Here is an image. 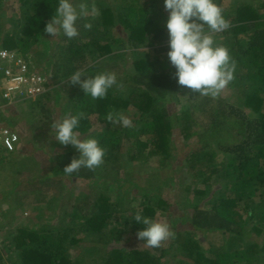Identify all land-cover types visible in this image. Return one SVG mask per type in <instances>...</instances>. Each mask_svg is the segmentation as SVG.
Wrapping results in <instances>:
<instances>
[{"label":"trees","instance_id":"16d2710c","mask_svg":"<svg viewBox=\"0 0 264 264\" xmlns=\"http://www.w3.org/2000/svg\"><path fill=\"white\" fill-rule=\"evenodd\" d=\"M2 1L0 12L12 8L7 3L8 9L4 7ZM16 1L20 3L17 11L20 16L12 19V29L5 30L0 13V49L17 51L41 68L53 86L44 98L58 93L62 82L73 86L67 92L64 116L82 113L83 119L76 131L82 138L98 139L105 149V157L95 169L82 168L68 175L63 168L79 153L71 145L63 146L53 157L46 154L51 166L50 174L44 179L18 182L17 176L26 172L31 175L42 160L35 155L42 148L30 137L40 130L30 124V140L18 131L21 143H30L33 147L27 155L21 149L17 152L0 148V171H10L15 177L10 194L16 191L18 195L25 187L34 197L43 195L46 201L42 203L43 209L50 201H55L54 205L60 208L71 204L70 212L66 210L63 218L64 222L67 217L68 220L62 226L48 228L34 224L36 215L32 213L23 216L14 231L9 225L13 218L9 213L14 211L12 199L4 196L2 201L7 204L0 210L3 235L0 264H264V4L259 8L248 3L223 8L222 2L216 0L231 27L214 33L213 38L218 45L228 48L235 70L234 78L213 98L178 84L175 69L167 59L168 34L164 22L168 14L156 0L147 5L141 0H117V9L101 6L100 16L91 21L90 29L84 27L89 21L82 19L78 22L77 37L57 35L60 38L53 44L52 62L37 53L36 45L42 41L48 44L57 37L51 38L44 27L59 0ZM150 46H157L154 60L136 56L137 50ZM116 49H124L117 55L123 60L120 69L124 73L117 75V78L122 76L106 97L92 99L78 84L68 82L77 70L88 75L115 73L114 66L103 65L100 60L115 57ZM128 67L133 71H127ZM43 99L27 100L32 102L30 108L40 122L56 110L47 108L48 103L43 104ZM183 100L187 103L185 110L177 113L169 107ZM14 107H6L5 112L0 110L2 120L11 126H14L11 118L3 113ZM118 113L130 117L133 126L123 127L115 119L107 120L109 114ZM42 134L44 138L47 136ZM182 151L181 158L186 162L191 181L183 180L180 185L193 190V208L186 216L167 214V209L173 206L169 199L146 191L137 180L131 182L132 174L124 169L130 163L139 165L157 158L160 166L153 178L164 182L160 170L167 169ZM15 152L23 156L15 157ZM177 163L176 159L174 164ZM121 173L129 176L130 184L118 182ZM56 176L63 179L56 180ZM66 178L84 182L79 187L86 193L65 199L62 191ZM217 183L219 186L215 188ZM114 187L117 193L130 190L132 200L136 201L129 208L131 214L125 218L121 203L111 197ZM57 194L64 196L61 205ZM25 199L21 194L14 198L15 210L24 206ZM158 211L161 216H167L166 223L173 233L168 248H151L139 242L131 247L113 246V224L119 228L133 226L138 232L142 226L133 221L136 213L160 220ZM4 220L8 223H3ZM77 222L82 223L80 231L84 236L94 235L92 242H83V236H75ZM107 228L110 232H106ZM212 241L219 245L215 247ZM102 243L110 248L100 260L96 257L86 260L88 253L84 250L77 257L69 250L70 246L85 244L97 250Z\"/></svg>","mask_w":264,"mask_h":264},{"label":"clouds","instance_id":"9594fccd","mask_svg":"<svg viewBox=\"0 0 264 264\" xmlns=\"http://www.w3.org/2000/svg\"><path fill=\"white\" fill-rule=\"evenodd\" d=\"M168 16L164 26L168 34L167 59L175 69V77L180 86L204 96L215 98L234 78L235 62L227 47L218 45L214 33L224 32L231 27L224 9L216 0H163ZM100 15V9L87 0H59L44 32L52 37L63 34L69 39L79 35L78 22H89L84 27L91 28L92 20ZM72 85H79L84 94L92 99L106 97L108 91L117 84L114 72H99L88 75L75 71L68 79ZM83 114L66 115L54 120L51 134L63 146L71 145L79 153L64 166L63 171L72 175L82 168L95 169L105 157V149L95 137L82 138L76 131ZM116 120L123 127H132L130 117L122 113L109 114L108 121ZM142 227L137 237L148 247L158 248L173 233L166 222L155 220L137 212L134 220Z\"/></svg>","mask_w":264,"mask_h":264},{"label":"rangeland","instance_id":"374dc122","mask_svg":"<svg viewBox=\"0 0 264 264\" xmlns=\"http://www.w3.org/2000/svg\"><path fill=\"white\" fill-rule=\"evenodd\" d=\"M142 2H144V4H149L151 2V0H141ZM222 2V6L223 8H228L231 7L232 5H237V4H241V3H248V4H252L255 7L259 8L262 4H264V0H218ZM80 0H77V3H79ZM87 2L91 5L92 3H95V5L100 9V13H101V6L105 5V6H111L113 9H117V7L119 6V2L117 0H87ZM156 2L158 3L159 6H161L164 11L168 14V11L165 9L164 7V2L163 0H156ZM4 7L8 6L7 4H11L12 8L7 10L5 12H0L1 13V18H2V24L5 27V30H9L13 28V23H12V19H18L20 14L17 13L19 7H20V3L16 0H3L2 1ZM7 3V4H6ZM10 6V5H9ZM1 9V8H0ZM19 12V11H18ZM100 16V15H99ZM113 29V28H112ZM113 31V30H112ZM3 32V31H2ZM4 33L1 34V36ZM59 36H57L55 39H50V42L48 44L44 43V41H42V43H39L38 45H36V49H37V53L38 54H42L41 57L45 58L47 62L51 61L52 58V48H53V44L59 42ZM156 47L157 46H150V47H146V48H142L140 50V52L136 51V56L137 57H141V56H145V58H150L151 60L155 59L156 56ZM124 49H120V50H115L113 54H115L116 56L113 58H107V59H103L100 60V63H102L103 65H106L108 67L110 66H114V71L116 75L122 74L124 73L122 69H120L123 60L119 57H117V55L119 54V52H123ZM47 56V57H46ZM134 57V54H132V56L129 58V61L131 62L132 59ZM50 60V61H49ZM52 62V61H51ZM51 65V63H50ZM116 65V67H115ZM117 68V69H116ZM49 69V68H48ZM127 71H133L132 68L128 67ZM122 76V75H121ZM120 76V77H121ZM117 78V80L120 79ZM60 85L62 86V88L58 89V93L52 94L51 97H47L44 98L42 100V103L46 104V103H50V106L46 107L49 109H52L54 111L53 114H51L49 116V118H46L44 120H42L41 122L39 120L36 119V117H34L35 112H32V109L30 108L32 102L30 101H25V102H21L15 105L14 108H12L11 110H6V114H8V117L11 118V122L13 123L14 127L17 128V130L24 135V137H26V140L29 139V133L31 132L30 130V124H33L34 126H36L38 130H40V132L37 134L34 132V134L32 136H30L32 138L33 141H35L36 146H39L42 148V150L37 151L36 152V156L40 157L42 160L38 163V165L33 169L32 174L30 175V173L26 172L23 173L21 176H17L18 178V182L21 181H29L32 182L33 180L36 179H41V178H45V175L50 174V169L49 167L51 166V161L48 158V156H46L47 153H49V155L51 157H53L57 151L62 150L63 145H60L56 140L55 137L51 134V124L54 120H59L62 119L64 117V110H65V105L68 102V96H67V92L68 90H70L71 87L73 86H69V84L67 82H62L60 83ZM59 94V100L57 98V95ZM229 91L225 92V95H228ZM229 101H230V97H229ZM231 102V101H230ZM51 107V108H50ZM170 108H172L173 110H175L177 113L181 112L182 110H185L187 107V103L185 102V100H183L182 102H176L173 104H170L169 106ZM11 108V107H10ZM38 112V109H36ZM18 114L17 116H15V114ZM202 119V116H201ZM32 126V125H31ZM197 129L201 130L203 129L202 127L200 128L199 126L196 127ZM46 133L47 136L44 138L42 133ZM193 139V138H192ZM30 140V139H29ZM196 140V139H194ZM22 150L23 154L27 155V153L32 152L33 151V147H31L30 143H21V147L16 150L17 152L19 150ZM15 152L14 156L15 157H22L23 154H19ZM20 152V151H19ZM182 152H180V154H177V160L178 163L175 165L174 162L176 159H172L170 162V166L168 165L167 169L163 170L161 169V173H162V179H164V182H168L165 183L164 182H158L153 178L154 175V171L160 166L159 161L157 160V158H152L148 163H144V164H139V165H134L132 163H130L129 165H125L126 167L124 169L129 170L131 175V182H133V179L136 181H139V184H141L142 186H144L143 188L146 189V191H150L151 193L156 192L161 194L162 196H165L169 199V201L172 203L173 206L169 207L167 209V214H173L175 213L176 215H183L186 216V214L188 212H190V210H192L193 205V199H192V195H193V190L189 191L186 187H182L180 185L181 181H185V183H189L190 180V174L189 171L187 169L186 166V162H184V160L181 158ZM175 155V154H174ZM50 162V163H48ZM50 165V166H49ZM132 172V173H131ZM14 175L11 174V172H4V171H0V210L4 209L6 207L5 204H7V202L2 201L3 197L6 196L8 197V199H12V204H13V209L14 211L10 212L9 215L12 216L13 218L11 220V222H9V225L11 226L12 230H16V228L21 224V221L23 219V216H30L32 213L33 215H36V217L34 216L33 221L34 224H42L43 226H46L48 228H54V227H59L62 226L63 223H65L68 220L64 222L63 218L64 215H66V210H68V212H70L69 210L71 209V204L65 205L64 207L60 208L59 205H54L56 202L55 201H50L48 204V207H46L45 209H43L42 203L45 202V198L43 195H38L37 197H34L32 193H30L29 190H27V188H22L20 189V191L18 192V195H24V197H26L25 199V204L22 208H19L17 210H15V205L14 203H16V201L14 202V198L16 196H18L16 194V191H14L12 194H10V190L14 189V187H12L13 185V178ZM126 173H121V176L118 180V182L120 184L123 185H127L130 184L128 180H130V178ZM56 180H60L63 179V177L61 176H56L55 177ZM128 179V180H127ZM64 190L62 191L63 194L65 196V199L67 198L68 200H71L72 198L78 197V196H83L86 192L85 190L81 189L79 186L84 185V182H75L74 180L71 179H64ZM110 182V181H108ZM169 184H172V186L170 187ZM162 185H165V187H160ZM219 184L217 183L215 186V188H217ZM130 186V185H129ZM128 186V189L130 188ZM214 188V190H216ZM113 193L111 194L112 199L117 202L121 203V209L124 213V218L126 216H129L131 214V211H129V208L133 205L136 204V201L132 200V194L129 191H125V190H121V192L117 193V188L114 187L113 188ZM131 189V188H130ZM179 189H182L183 191H179ZM185 190V191H184ZM179 191V192H178ZM123 195V198H122ZM52 197L54 196L53 194L51 195ZM62 196V197H64ZM61 196H59L57 194V198H58V202L61 205V202L63 203V201H61ZM189 197V198H188ZM188 198V199H187ZM187 199V200H186ZM33 202V203H32ZM138 204V202H137ZM32 209L33 212H32ZM22 211H25L24 214ZM22 216H21V213ZM27 213V214H25ZM161 211H158V218L160 219L159 221H163V222H168V218L167 216H161ZM124 222L125 220L122 219ZM4 222L8 223V220H4ZM9 226V227H10ZM82 226L81 222H77L76 225V233L75 236L77 237H82L83 242H92V239L94 237V235L90 234V235H83V233L80 231ZM112 229H114V233L112 234L111 238L113 240V246L114 247H120V246H125V247H131L134 246L136 242H139L140 244H144L143 241H141L140 239H138L137 237V231H134L133 226H128L125 228H119L116 227V224H113ZM112 227V226H111ZM110 227V228H111ZM171 230V229H170ZM108 231V228L106 230V232ZM110 232V231H108ZM5 233V231L3 232ZM8 234V233H6ZM2 234L0 233V240H2ZM204 240V238H203ZM171 242V238L167 239L166 241L162 242L160 247H165L168 248L169 244ZM205 242L208 243V241L206 240ZM215 245V247H217L219 244H217L215 241H212ZM100 248L95 250L94 248H89L90 246H87V244L85 245H77V246H70L69 250L71 251L72 254H74L76 257L80 254V252L82 250H84V252L88 253L86 256V260L92 259L93 257H96L97 259L99 258V260L101 258H103L104 256H106L107 254L106 251H108V248H110V246H105L104 243H102V245H98ZM111 246V247H113ZM88 250V251H87ZM158 253V251H157ZM160 253V250H159ZM90 254V255H89ZM15 256V255H13ZM12 256V257H13ZM74 256V257H75ZM15 259V257L13 258V260ZM260 264V263H259Z\"/></svg>","mask_w":264,"mask_h":264},{"label":"built area","instance_id":"2783aa9c","mask_svg":"<svg viewBox=\"0 0 264 264\" xmlns=\"http://www.w3.org/2000/svg\"><path fill=\"white\" fill-rule=\"evenodd\" d=\"M49 79L41 68L23 54L9 49H0V110L30 99L44 98L52 89ZM6 114V113H3ZM9 151L21 147L18 130L0 116V148Z\"/></svg>","mask_w":264,"mask_h":264}]
</instances>
